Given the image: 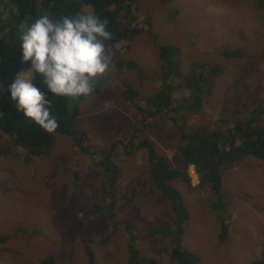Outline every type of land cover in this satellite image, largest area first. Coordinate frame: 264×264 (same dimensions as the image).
Wrapping results in <instances>:
<instances>
[{
  "label": "rangeland",
  "instance_id": "obj_1",
  "mask_svg": "<svg viewBox=\"0 0 264 264\" xmlns=\"http://www.w3.org/2000/svg\"><path fill=\"white\" fill-rule=\"evenodd\" d=\"M131 6V27L139 33L109 54L108 70L96 77L98 95L80 103L68 98V107L79 110L75 128L86 137L91 152L102 151L116 140L125 144L129 123L142 126V116L124 100L122 90L132 88L138 104L146 106L149 93L160 87L162 66L158 47L179 48L177 73L172 81L176 106L187 97L186 78L198 61L212 60L224 68L216 76L208 106L200 114H172L176 124L190 132L197 127L213 129L225 118L229 126L244 121L257 110V125L264 126V0H124ZM233 52L224 58L222 52ZM132 62L138 69L118 70L114 62ZM121 71V72H120ZM214 105L217 107H214ZM136 142L153 144L172 168L181 166L183 143L175 124L165 115L147 121ZM21 149V148H19ZM0 133V264H40L52 256L54 264H87L86 249L94 264H125L132 224L140 259L149 264H175L170 254L176 241L174 215L149 175L144 149L128 156L119 149L115 162L120 170L113 188L115 210L85 223L82 215L93 204H108L104 174L93 160L82 155L72 139L56 136L52 148L33 159ZM190 186L180 180L170 185L178 192L188 214L180 236V248L199 257V264H251L264 258V162L245 158L220 171L226 209H211L209 185L199 186L189 168ZM134 189L132 202L121 195ZM73 197V199H72ZM228 219L226 237L218 242V218ZM18 223L20 224L18 226ZM140 263V264H148Z\"/></svg>",
  "mask_w": 264,
  "mask_h": 264
},
{
  "label": "trees",
  "instance_id": "obj_2",
  "mask_svg": "<svg viewBox=\"0 0 264 264\" xmlns=\"http://www.w3.org/2000/svg\"><path fill=\"white\" fill-rule=\"evenodd\" d=\"M92 14L106 22L107 30L111 33V39L105 42L108 53L115 51L116 46L123 42H130L139 31L131 27L133 17L131 6L124 0H0V133L10 138L17 148H21L29 157L36 159L46 155L52 148L56 136L72 139L76 148L82 155H89L94 160L96 156L101 160L96 164L104 174V193L108 198V204H93L83 212L82 220L87 223L90 218L104 213L112 216L115 210L113 188L116 186L120 170L115 162L116 153L119 149L126 150L128 156L134 152L144 149L149 165L148 171L153 187L159 196L170 205L174 215V227L171 229L176 241L170 257L175 264H199L197 255L186 252L180 248L178 242L184 231L188 214L178 192L170 185L172 181L180 180L190 186L191 180L188 168L193 167L197 175L199 186L209 185L214 202L211 209L224 211L226 202L222 194V180L220 171L227 165L241 161L245 158H253L264 162V126L257 125V110H252L244 121L229 126L225 118L219 117L215 127H197L188 132L184 126L176 124L172 114L177 112H188L200 114L206 106L211 95L214 77L220 76L224 68L212 60L198 61L195 68L190 69L186 78L187 97L173 105L172 81L177 73V57L179 48L172 44L158 47V60L162 66L160 87L149 93L146 106L141 107L137 92L132 88H124L122 96L128 105L140 113L143 120L142 126L129 123L126 127L131 132L127 142L116 140L102 151L91 152L85 146L87 137L83 132L76 130L75 123L79 116L76 106L68 107V98L54 97L47 92L42 77L36 75L34 84L47 93L51 104V111L56 116L59 127L55 133L49 134L27 120L22 112L17 111L16 104L11 100L9 86L16 74L27 71L29 64L22 63L20 48V32L32 20L47 15L53 22L59 21L63 16H78ZM233 52L224 51L222 55L228 58ZM114 66L118 70L138 69L132 62H120L116 60ZM121 72V71H120ZM101 82L97 78L92 82L91 94L98 95L101 90ZM85 96L76 98L80 103ZM214 107H217V105ZM165 115L176 126L179 138L183 143L180 153L181 166L172 168L164 156L155 154L153 144L144 140L136 142V134L143 133L147 121L156 116ZM134 189H127L121 195V201L129 205L134 198ZM73 199V197H72ZM218 242L221 244L226 237L228 219L224 214L219 216ZM20 224L18 223V227ZM132 224L124 225L123 228L128 236V257L125 264L148 263L140 259L136 249V239L131 234ZM6 236L0 234V244L6 241ZM87 264H94L92 253L86 249ZM52 256L44 258L40 264H54ZM149 264V263H148ZM251 264H264V258L253 261Z\"/></svg>",
  "mask_w": 264,
  "mask_h": 264
},
{
  "label": "clouds",
  "instance_id": "obj_3",
  "mask_svg": "<svg viewBox=\"0 0 264 264\" xmlns=\"http://www.w3.org/2000/svg\"><path fill=\"white\" fill-rule=\"evenodd\" d=\"M110 39L106 22L92 14L63 16L56 22L43 15L22 27L21 58L30 67L18 72L8 89L17 111L46 133H55L58 120L47 93L34 84L35 76L42 77L47 92L54 97L90 95L94 79L108 70L110 56L105 42Z\"/></svg>",
  "mask_w": 264,
  "mask_h": 264
}]
</instances>
